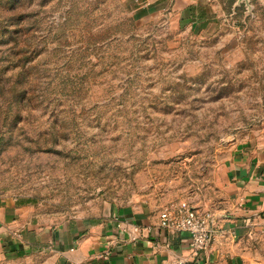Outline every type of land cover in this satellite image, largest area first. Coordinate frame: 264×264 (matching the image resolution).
Listing matches in <instances>:
<instances>
[{
    "label": "rangeland",
    "instance_id": "obj_1",
    "mask_svg": "<svg viewBox=\"0 0 264 264\" xmlns=\"http://www.w3.org/2000/svg\"><path fill=\"white\" fill-rule=\"evenodd\" d=\"M217 2V25L190 30L132 0H0V202L48 226L215 210L264 130V0Z\"/></svg>",
    "mask_w": 264,
    "mask_h": 264
},
{
    "label": "crops",
    "instance_id": "obj_2",
    "mask_svg": "<svg viewBox=\"0 0 264 264\" xmlns=\"http://www.w3.org/2000/svg\"><path fill=\"white\" fill-rule=\"evenodd\" d=\"M132 1L143 10L172 7L190 30L212 28L223 16L217 0ZM232 156L222 201L208 210L217 220L216 236L197 256L187 233L159 227L162 210L118 209L48 226L33 203L8 199L0 202V264L34 255L48 259L45 264H264V130L239 143Z\"/></svg>",
    "mask_w": 264,
    "mask_h": 264
},
{
    "label": "built area",
    "instance_id": "obj_3",
    "mask_svg": "<svg viewBox=\"0 0 264 264\" xmlns=\"http://www.w3.org/2000/svg\"><path fill=\"white\" fill-rule=\"evenodd\" d=\"M159 227L165 231L187 233L191 239L190 250L197 256L214 240L217 220L211 211L171 205L160 212Z\"/></svg>",
    "mask_w": 264,
    "mask_h": 264
}]
</instances>
